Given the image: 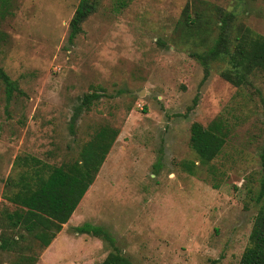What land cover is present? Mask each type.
I'll list each match as a JSON object with an SVG mask.
<instances>
[{"label": "rangeland", "instance_id": "1", "mask_svg": "<svg viewBox=\"0 0 264 264\" xmlns=\"http://www.w3.org/2000/svg\"><path fill=\"white\" fill-rule=\"evenodd\" d=\"M92 1L95 9L69 41L77 0L0 6L7 9L0 15V68L16 85L7 102L0 79V236H17L0 249V264L20 253L36 255L34 264H97L110 250L135 264H236L264 177V76L237 88L219 75L224 61L213 60L202 80L192 52L217 37L215 8L232 13L228 29L245 26L264 37V0ZM185 5L202 15L199 37L177 26ZM90 92L97 97L70 129ZM215 117L224 119L227 137L201 164L188 144L189 125ZM100 126L118 133L74 215L42 253L4 217L14 209L5 199V179L17 173L13 158L70 162ZM83 222L102 226L113 246L72 230Z\"/></svg>", "mask_w": 264, "mask_h": 264}, {"label": "trees", "instance_id": "2", "mask_svg": "<svg viewBox=\"0 0 264 264\" xmlns=\"http://www.w3.org/2000/svg\"><path fill=\"white\" fill-rule=\"evenodd\" d=\"M6 0H0V6L5 7ZM95 9L92 0H77L74 11L68 21V41L80 31V24ZM7 9L0 10L2 16ZM215 24L219 33L210 46L201 52H192L194 58L202 65L204 80L208 75L209 64L213 60H222L225 67L219 71L220 77L234 87L249 83V78L264 76V37L256 34L245 26L228 29V23L233 15L215 8ZM196 11H191L187 5L183 7L177 26L186 37H199L201 30L196 27L201 18ZM233 28V27H232ZM0 79L4 83L5 100L8 102L16 91V85L0 68ZM95 92L82 95L80 104L70 117L71 129L76 115L81 108L88 109L91 100L96 98ZM195 101V100H194ZM227 126L223 118L215 117L205 126L198 122L189 125L188 144L196 154L199 163L207 164L221 150L227 137ZM118 130L100 126L83 143L77 157L59 166L37 167L30 173L20 174L17 189L12 194H6L5 199L15 204L10 212H4L7 224L12 229L20 228L38 241L39 247H45L54 234L60 230L79 199L92 183L101 163L104 160ZM260 161L264 165V141L260 152ZM10 184L11 181H8ZM258 203L252 225L236 264H264V177L260 179L258 190L254 196ZM78 234L87 233L101 238L111 247L112 236L100 225L83 222L72 227ZM17 236H0V249L15 245ZM36 255L18 254L11 264H33ZM97 264H135L117 250L108 251Z\"/></svg>", "mask_w": 264, "mask_h": 264}, {"label": "crops", "instance_id": "3", "mask_svg": "<svg viewBox=\"0 0 264 264\" xmlns=\"http://www.w3.org/2000/svg\"><path fill=\"white\" fill-rule=\"evenodd\" d=\"M65 163H67V162H65ZM42 164H46V165H48L49 167H52V166H59V165H62V164H64L63 162H60L59 164H57V165H52V164H49V163H47V162H45V161H42L41 159H39V158H37V157H34V156H32V155H15L14 156V158H13V161H12V166L14 167V168H16L17 169V173H16V175L14 176V177H9V176H7L6 177V181H5V183L6 182H8V181H11L12 183L10 184L9 182H8V185H9V188L11 189V191L9 192V194H12L13 192H15L16 191V189H17V185L16 184H13V182L14 181H17L18 180V178H19V176H20V174H22V173H30V172H32L35 168H37V167H44ZM102 164V163H101ZM101 166V165H100ZM9 178V179H8ZM8 180V181H7ZM88 188V187H87ZM85 193V192H84ZM83 193V194H84ZM83 196V195H82ZM82 196H81V198H82ZM81 198L79 199V201H78V203L76 204V206H75V208L73 209V211L71 212V214L69 215V217L67 218V220L71 217V216H73L74 215V213H75V209H76V207L78 206V204H79V202H80V200H81ZM7 200V199H6ZM8 201V200H7ZM9 202V201H8ZM9 203H11V202H9ZM11 204H13V203H11ZM13 206L15 207V204H13ZM73 214V215H72ZM66 220V221H67ZM65 221V222H66ZM64 222V223H65ZM64 223H61L60 224V229H61V225H63ZM76 226V225H75ZM74 227V226H73ZM20 229V228H19ZM24 231V230H23ZM25 232V231H24ZM59 232V231H58ZM58 232H56L55 234H54V236H53V238L50 240V242L45 246V247H41V250H42V253L44 252V251H46L50 246H51V244L54 242L53 240H54V238H55V236L57 235V233ZM76 233V232H75ZM38 242V241H37ZM25 246H27V245H25ZM25 248H27V247H25ZM41 256H42V254L40 255V257L39 258H41ZM37 259V256H36V258H35V261L33 262V264L37 261L36 260Z\"/></svg>", "mask_w": 264, "mask_h": 264}]
</instances>
